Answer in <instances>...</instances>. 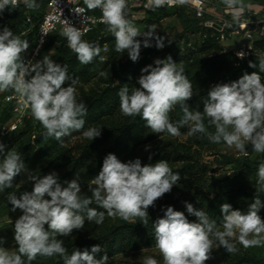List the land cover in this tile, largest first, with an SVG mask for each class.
<instances>
[{"label": "clouds", "instance_id": "1", "mask_svg": "<svg viewBox=\"0 0 264 264\" xmlns=\"http://www.w3.org/2000/svg\"><path fill=\"white\" fill-rule=\"evenodd\" d=\"M150 2L154 7H161L165 3L183 5L188 0ZM23 3L30 10L39 7L36 0H23ZM221 3L231 10L237 21L247 7L243 0H221ZM84 4L88 10H101V23L114 36L117 53L127 52L135 62L142 44L145 48L151 46L155 28L140 32L127 18L128 0H84ZM18 6L19 0H0V14ZM65 24L61 34L81 64H91L94 58L100 57L99 45L82 40L80 29L67 21ZM139 36L145 39H136ZM155 39V46L162 49L164 38L156 36ZM29 47V41L14 35L9 27L0 30V92L14 90L21 102L30 107L34 119L45 129V135L60 141L84 128L87 106L77 100L76 81L69 78L67 65L56 63L48 55L35 63L26 61L23 54ZM237 56L243 59L245 53L239 52ZM257 60L260 72L264 73V55L258 56ZM249 67L255 68L257 64L249 61ZM141 72L139 87L130 89L124 85L118 92L122 115L140 117L155 134L166 132L180 136V128L187 126L189 135L202 134L211 143L224 142L241 152L245 151L247 143L254 152L264 153V81L257 72H245L236 81L212 85L202 112L190 109L187 104L193 97L192 83L183 67L178 68L170 55L155 59L154 65H147ZM99 75L107 78L103 71ZM68 80L71 84L62 87ZM176 105L181 107L183 115L174 124L169 114ZM205 117L208 124L214 126V132L205 127ZM82 135L92 141L101 136V128L90 127ZM6 147L0 141V191L11 188L14 178L27 171L20 154L14 151L5 154ZM257 177L256 192H264V163L259 165ZM27 179L32 182L31 191H24L19 197L15 193L8 194L12 211L19 209L22 212L14 223L13 238L18 251L0 246V264H24L22 257L31 262L38 255H58L63 264H107V253L99 259L96 257L102 251L99 244L93 245L91 251L76 249L69 255L59 237L84 229L86 221L97 225L103 223L105 212L90 207L93 203L106 210L110 217L119 216L125 221L139 218L146 225L148 209L154 208L159 199L171 193L181 176L179 172L174 173L165 160L142 165L139 158L122 162L115 154L109 153L98 175L88 185L91 197L82 194L78 176L63 185L55 171L43 176L29 172ZM184 204L187 213L197 218L196 222H190L184 212L176 211L172 206L162 209L164 216L154 222L155 245L163 264H206L214 258V248L223 247L229 254L238 252L234 241L245 248L264 246V219L258 214L264 202L259 196L253 198L246 212L233 210L229 203L220 205L223 230L203 209H197L187 201ZM4 242V237H0V245ZM143 264L159 262L148 256L143 258Z\"/></svg>", "mask_w": 264, "mask_h": 264}, {"label": "trees", "instance_id": "2", "mask_svg": "<svg viewBox=\"0 0 264 264\" xmlns=\"http://www.w3.org/2000/svg\"><path fill=\"white\" fill-rule=\"evenodd\" d=\"M48 1L36 0L39 7L34 10L28 9L25 4L19 5L15 10L6 9L3 12L4 18H0V30L7 26L14 35H19L22 39L29 41L30 47L24 56L30 54L35 47L37 28L46 11ZM217 3L223 5L221 2ZM259 3L264 5V1ZM146 13L156 20H162L173 14L181 15L184 30L178 35L179 37H184L189 32H201L205 38L186 53L181 51L178 40L171 41L160 50L154 46L141 48L138 60L133 62L127 52L117 53L115 51V38L107 31V26L102 25L98 31L82 40L97 44L96 40L104 35L100 43L101 45L105 42L109 44V50L105 55L100 53L103 60L96 57L91 64L84 65L68 48L67 40L60 32L51 34L41 52L40 61L48 55L56 63L67 65L68 76L76 81L75 84L95 82L97 85L96 88L90 90L82 88L78 98V101H83L87 106L84 128L57 141L53 137L46 136L44 128L36 133L32 116L25 120L19 129L0 138V141L7 146L5 154L8 151L18 152L25 168L34 155H42L44 159L35 175L43 176L55 171L62 185L65 181H71L78 176L82 194L91 197V192L87 189L88 185L91 179L98 175L103 160L109 153L115 154L122 162L135 160L138 158L137 149L139 147L168 135L166 132L152 133L143 119L126 117L121 114L119 108L120 88L124 85H128L130 89L139 87L138 78L142 75L141 69L150 64L154 65L155 59H164L170 55L178 68L183 67L184 74L192 83L193 89V97L187 101V104L190 109L201 112L209 88L216 83L236 81L245 72L249 74L257 72L264 81V73L260 72L257 60L258 56L264 55V38L254 40L252 42L253 54L240 59L232 50L225 49L221 43L220 33L216 29L204 27L202 21L194 18L186 7L157 8L146 11ZM98 14L102 13L98 12ZM127 18L130 20L132 17L128 14ZM28 28L30 32L25 34ZM30 33H34L35 37H29ZM51 48L55 50L48 52ZM249 61L256 63L257 67H249ZM101 71L106 73L107 78L99 75ZM70 84L71 80H68L62 87ZM8 91L0 92V96H4ZM11 107V104H7L0 112V130L12 118ZM169 115L170 120L176 124L183 115L181 107L176 105ZM204 123L209 132H214V126L208 124L207 117ZM90 127L101 128V136L92 141L84 138L83 131ZM187 130V126L180 128L181 134ZM197 135L200 136L198 142H202L201 144L214 147L224 144V142L211 143L206 136ZM171 156H175L180 162L171 169L174 173L179 172L181 179L173 186L177 190L172 189L171 193L165 194L156 202L154 208L148 209L149 218L146 225H143L139 218L125 221L115 216L113 220H107L106 210L93 203L90 207L96 208L98 212L104 211L105 219L99 225L86 221L84 229L73 230L72 234L67 237H59L64 241L68 254L70 255L76 249L91 251L93 245L99 244L102 251L97 253L96 257L99 259L107 253L109 257L107 264H143V258L148 256H152L159 264H163L161 256L144 252L145 249L156 246L154 222L164 216L162 209L172 206L174 210L184 212L190 222H196L197 218L187 213L184 204L187 201L195 208L207 212L209 218L215 220L217 227L223 230L220 205L229 203L233 210L246 212L255 196H259L264 202V192H256L257 183L227 181L219 185L216 183L207 185L200 165L194 162L191 146L185 142L177 143L170 151L162 153V156L151 155V159L149 156L139 159L142 165H145L154 164L161 158L162 160L169 159ZM23 172L14 178L11 188L0 191V213L4 209L12 208L8 201L9 193H15L19 197L24 191L32 190V185L24 187L20 185ZM183 179H186V183L182 181ZM258 214L264 219V207ZM45 228L47 229V225ZM13 237L14 234L4 237L5 242L0 246L7 247L16 243ZM234 243L239 249L238 252L229 254L223 247L214 248L212 252L214 258L206 264H264V246L248 249L236 241ZM33 261L34 264H63L62 258L58 255L52 257L38 255Z\"/></svg>", "mask_w": 264, "mask_h": 264}, {"label": "rangeland", "instance_id": "3", "mask_svg": "<svg viewBox=\"0 0 264 264\" xmlns=\"http://www.w3.org/2000/svg\"><path fill=\"white\" fill-rule=\"evenodd\" d=\"M211 1L215 3L221 2V0ZM263 1L264 0H243V3L245 5L251 6L254 4H260L259 2ZM142 4L143 0H133L132 5H128V14L132 17L130 21L140 30L141 33L146 32L149 28H155L154 36L150 39L151 46L156 47L155 37L159 36L164 38V46L168 45L173 40H178L181 46V51L186 53L192 48H195L198 42L201 43L205 38V36L201 34V32H189L184 37H179L178 35L184 30V21L181 15L173 14L162 20H156L155 18L150 17L143 9L135 8ZM29 28L27 29L25 34H28L30 32L28 31ZM33 36L35 37L34 33L29 34V37ZM138 39L143 41L145 37L139 36ZM252 42L253 41H251L247 45L253 47ZM221 43L226 50L237 51L241 48L243 39L238 35H230L227 36L224 40H221ZM99 46L101 49L100 53L105 55L107 51H104L101 44ZM141 48H145L143 47V44ZM54 50L55 48H51L48 52H53ZM27 51L25 53H27ZM74 87L76 88V95L78 100L82 88H84L85 90H90L96 88L97 85L95 82H90L88 84L77 83L74 85ZM5 105H7V102L5 101L4 96H0V112L5 107ZM33 122L36 127V133L41 132V130L43 129L42 125L35 119ZM198 139H200V136H198L197 134L189 135L188 130L180 136H172L168 134L151 143L139 147L137 149V156L140 159L151 155L162 156V153H164L165 151H170L177 145V143L185 142L191 146L194 162L200 165V169L203 172L204 179L206 180L207 185H211L213 183L219 185L220 183L227 181H237L247 184L257 183V171L259 165L261 163H264V153L254 152L252 150L251 144L247 143L245 151L241 152L234 146L229 147L226 143L214 147L208 144H201L202 142H198ZM43 159L44 156L42 155L36 154L33 156L31 162L26 168L27 171L23 172L20 180L21 186L24 187L26 185H32V182L28 181L27 179L28 173L31 172V174L35 175ZM165 161L168 162L170 168L180 164L178 158H175V156H171L169 157V159H165ZM182 181L186 183V179H183ZM172 189L177 190L176 188ZM20 215H22V212L19 209L12 211V208H10L1 211L0 237H7V235L14 234V223ZM106 217L107 220H113L114 218L108 215ZM249 238L251 239L253 237L250 236ZM236 242L239 243L238 241ZM4 248L8 249L9 251H18V246L16 245V243L10 244L9 246ZM144 252L161 256L156 246L147 248L144 250ZM23 260L24 264H34V261L28 262L26 257H23Z\"/></svg>", "mask_w": 264, "mask_h": 264}, {"label": "built area", "instance_id": "4", "mask_svg": "<svg viewBox=\"0 0 264 264\" xmlns=\"http://www.w3.org/2000/svg\"><path fill=\"white\" fill-rule=\"evenodd\" d=\"M132 1L128 0V5H132ZM23 4V0H19V5ZM246 6L238 21L233 19L231 10L227 9L225 5H219L211 0H188L183 5L165 3L161 7H154L150 0H143V4L135 8L151 11L157 8L186 7L194 18L202 21L204 27L216 29L220 33L221 40L230 35L240 36L243 39L241 48L233 52L236 56L237 53L243 52L245 58L253 54L252 47L247 44L264 38V5ZM98 12H101L99 8L88 10L84 0H49L37 28L35 47L30 54L24 56L25 60H31L33 63L40 61L41 52L49 36L55 32L62 33L66 26L65 21L81 30L82 39L98 31L104 25L101 23L102 14L100 15ZM0 18H4V13L0 14ZM103 36L96 40L98 45L101 44ZM102 46L104 51L109 50L106 42ZM4 98L7 104L12 105V118L0 130V138L19 129L25 120L32 117L30 107L21 102L19 95L14 90L10 89Z\"/></svg>", "mask_w": 264, "mask_h": 264}]
</instances>
